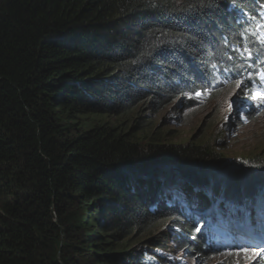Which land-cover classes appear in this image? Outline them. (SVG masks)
<instances>
[{
    "label": "trees",
    "instance_id": "1",
    "mask_svg": "<svg viewBox=\"0 0 264 264\" xmlns=\"http://www.w3.org/2000/svg\"><path fill=\"white\" fill-rule=\"evenodd\" d=\"M263 30L264 0H0V264H202L216 222L241 230L231 246L251 236L264 157L137 135L208 86L193 62L245 65ZM139 238L151 262L123 252Z\"/></svg>",
    "mask_w": 264,
    "mask_h": 264
},
{
    "label": "rangeland",
    "instance_id": "2",
    "mask_svg": "<svg viewBox=\"0 0 264 264\" xmlns=\"http://www.w3.org/2000/svg\"><path fill=\"white\" fill-rule=\"evenodd\" d=\"M220 67L221 66H218L217 68L220 69ZM237 92H239V89L228 91L224 95H220L218 99L215 98L207 102L201 108L198 103L194 106L177 111V104L174 101L167 107L153 110L150 112V115H146V119H140L141 122L147 121L148 125L147 128L140 126L141 130L137 137L143 144L151 142L150 140L153 139L157 140V143L166 144L204 142L205 144L216 147L223 156L229 159L249 156L254 157L257 155L264 157V113L258 114L255 110L249 111L248 106L252 102V99L244 92L238 96ZM238 101L240 102V106L244 109V113L253 115L249 118V120L253 119L252 121H246L241 113L239 116H236L235 111L231 112V107L237 106ZM105 116L104 119L112 121L111 123H114V119L117 120L116 122L121 118L122 120L127 119V116L122 115ZM236 117L240 118L239 122L241 121V125L239 123L238 127L233 129L232 133L228 136L226 124L230 120L236 119ZM125 124L124 127H130V125H134L135 122L132 123L131 120H127ZM157 129H159L160 135L152 136V132L154 133ZM225 143H227V145L222 147ZM184 186L186 187L184 192H187V197L193 196L191 188L187 185ZM175 197L176 196H173L170 199L173 204L174 202L176 203ZM221 203H223V201ZM206 215H209L208 211L205 212V216ZM251 236L255 237L256 234H252ZM144 241V238L129 241L127 243V245L130 246L129 249H124L123 252L133 251L137 258L147 259L148 248L143 243ZM253 244L243 243L240 245H233L234 247H230L229 249L219 250L222 255H211L202 264H241V261L244 260L248 261V264H252L254 259L259 261L264 259V257L260 255H252L253 252H260V249H258L260 245ZM241 249H248L246 255L251 254L252 258H240V254L229 255L230 252H242ZM234 250H236V252ZM189 254L192 253L190 252ZM166 255L169 258L176 259L174 264H197L194 258H186L182 253L175 254L169 251Z\"/></svg>",
    "mask_w": 264,
    "mask_h": 264
},
{
    "label": "clouds",
    "instance_id": "3",
    "mask_svg": "<svg viewBox=\"0 0 264 264\" xmlns=\"http://www.w3.org/2000/svg\"><path fill=\"white\" fill-rule=\"evenodd\" d=\"M257 41H258V46L261 45V43H264V30L259 33ZM249 53L253 54V52H249ZM249 53L247 57L250 56ZM219 57L220 56H216L215 54L209 52L208 54L205 55V57L202 60L192 63V70L194 74L193 77L190 76L192 83H195L197 85H208L204 90H199L198 92L194 93L195 95H197V93H201V95H198L199 96L198 98L199 107L201 108L207 102L214 100L216 96H218L216 97L218 99L220 95H224L228 91L239 89V92H237L238 96L239 94L241 95V93L244 92L252 99V102L248 106L249 111L255 110L258 113H264V100L257 98L258 93H264V82H263L264 78H262V75L260 74L252 78L240 80L236 77L237 73L249 74L255 71L251 70L250 72L249 71L244 72L242 70V68L245 67L244 65L233 64ZM254 57H256V55ZM221 65H225L227 69H229L230 71L229 72L218 71L219 69L217 67ZM262 71L264 72V70ZM238 82H240L239 87H237ZM254 85H256V87H254ZM257 89H262V92H257ZM234 111H235L236 116H239V114L241 113L245 119L251 118V116H253V115L244 113V109L240 106L239 101L237 103V106L231 107V112H234ZM237 118L239 117H236V119L234 120L233 119L230 120L226 125L228 124L230 125L232 122H236ZM252 120L247 119L246 121H252ZM236 231L237 232L241 231L238 226L231 224L228 220H221V221H218L215 224L214 229H212L211 237L219 238L221 241L229 243L230 235L233 233H236ZM243 243H250V244L255 243L253 245H260L258 249H262V246L264 247L263 245L264 241H263V244H261L260 240L259 241L253 240L251 236H246L245 241L242 243L237 241L236 245H240ZM215 250H222V249L218 246L215 248ZM234 251L236 252V250ZM236 253H240V252L238 251ZM259 255L264 256V252L262 251L259 252ZM193 258L196 260V263L198 264V260L195 257ZM241 264H245V263L241 261ZM252 264H254V262ZM256 264H264V259L257 261Z\"/></svg>",
    "mask_w": 264,
    "mask_h": 264
},
{
    "label": "bare ground",
    "instance_id": "4",
    "mask_svg": "<svg viewBox=\"0 0 264 264\" xmlns=\"http://www.w3.org/2000/svg\"><path fill=\"white\" fill-rule=\"evenodd\" d=\"M264 65V64H263ZM226 71V72H229L230 70L229 69H227V67L225 66V65H221V67H220V69L218 70V71ZM242 70L245 72H247V71H255V72H252V73H249V74H240L239 75V73H237V78L238 79H240V80H245V79H248V78H252V77H254V76H257V75H260V74H264V72L260 69V68H256V69H253V65L252 64H249V65H247V66H245L244 68H242ZM264 82V81H263ZM254 87H256V85H254ZM257 92H262V89H257ZM193 98H194V103L191 105V106H194V105H196V104H198L199 102H198V98H199V96L197 95V96H193ZM258 114H260V113H258ZM179 175V174H178ZM171 199V198H170ZM196 201V203L198 202L197 200H195ZM170 202H171V200H170ZM172 203V202H171ZM173 204V203H172ZM184 205L185 206H187L188 204H187V202H186V200H184ZM193 216H195V215H193ZM264 222V217H261V218H259L258 220H256V221H254V223H253V225L251 226V227H255L254 229H248V230H246V231H244V232H246V233H248L249 235H252V234H256V236L254 237V239H258V241L260 240V238L262 237V233H261V231H262V226H260V225H257V224H261V223H263ZM195 243V242H194ZM195 248V247H194ZM194 249H192L190 252L191 253H193L194 251H193ZM261 252V251H260ZM211 255H222V253L221 252H219V250H213V252L211 253ZM210 255V256H211ZM260 256H262V255H260ZM262 257H264V256H262ZM257 261H259V260H257Z\"/></svg>",
    "mask_w": 264,
    "mask_h": 264
},
{
    "label": "snow or ice",
    "instance_id": "5",
    "mask_svg": "<svg viewBox=\"0 0 264 264\" xmlns=\"http://www.w3.org/2000/svg\"><path fill=\"white\" fill-rule=\"evenodd\" d=\"M249 55H251V53H249ZM262 75V78H264V74H261ZM240 85V82L237 83V87H239ZM197 95H201V93H197ZM257 98L261 99V100H264V93H258L257 94ZM241 251L245 254L248 253V249H241ZM262 252H264V249H261ZM240 253H233V252H230L229 255H239ZM253 256H256V255H259V253H256V252H253L252 253Z\"/></svg>",
    "mask_w": 264,
    "mask_h": 264
}]
</instances>
